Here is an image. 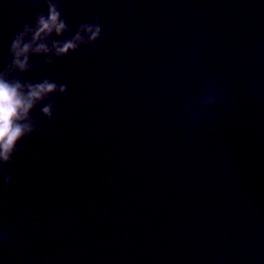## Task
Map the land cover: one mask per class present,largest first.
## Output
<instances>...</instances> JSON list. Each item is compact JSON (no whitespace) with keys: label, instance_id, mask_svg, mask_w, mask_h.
<instances>
[{"label":"water","instance_id":"water-1","mask_svg":"<svg viewBox=\"0 0 264 264\" xmlns=\"http://www.w3.org/2000/svg\"><path fill=\"white\" fill-rule=\"evenodd\" d=\"M30 3L0 0V68L47 12ZM59 6L61 38L100 18L99 48L32 57L21 75L68 98L52 97V120L32 112L38 129L5 168L19 183L0 187V264H264V0ZM207 80L226 103L189 125Z\"/></svg>","mask_w":264,"mask_h":264},{"label":"clouds","instance_id":"clouds-1","mask_svg":"<svg viewBox=\"0 0 264 264\" xmlns=\"http://www.w3.org/2000/svg\"><path fill=\"white\" fill-rule=\"evenodd\" d=\"M47 12L39 11L33 21L22 25L15 33L10 46L11 59L0 68V187L17 185L11 173L5 168L14 163L15 156L24 150L23 141L30 138L38 129L39 121L32 112L39 107L42 117L53 119L55 100L52 97L63 95L68 98L67 85L43 78L40 81L21 79V75L33 70L32 57H44V63L52 65L59 58L76 52L81 47L96 52L97 41L101 39L102 25L99 17L79 24L76 31L67 38L64 33L71 29L63 18L59 0H44ZM32 8L38 7V0H31ZM107 36V31H104ZM56 37V38H53ZM202 47V46H201ZM198 52L193 51L189 59ZM201 92L195 100L184 106V118L189 125L195 124L211 111L225 105L227 97L214 80L200 85ZM11 232L0 226V249L4 248Z\"/></svg>","mask_w":264,"mask_h":264}]
</instances>
